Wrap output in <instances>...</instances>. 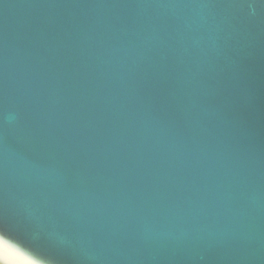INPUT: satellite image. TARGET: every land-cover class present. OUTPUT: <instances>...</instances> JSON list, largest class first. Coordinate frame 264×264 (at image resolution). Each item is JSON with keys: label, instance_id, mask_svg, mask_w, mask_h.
I'll return each mask as SVG.
<instances>
[{"label": "water", "instance_id": "obj_1", "mask_svg": "<svg viewBox=\"0 0 264 264\" xmlns=\"http://www.w3.org/2000/svg\"><path fill=\"white\" fill-rule=\"evenodd\" d=\"M0 235L264 264V0H0Z\"/></svg>", "mask_w": 264, "mask_h": 264}, {"label": "snow or ice", "instance_id": "obj_2", "mask_svg": "<svg viewBox=\"0 0 264 264\" xmlns=\"http://www.w3.org/2000/svg\"><path fill=\"white\" fill-rule=\"evenodd\" d=\"M0 264H37L0 235Z\"/></svg>", "mask_w": 264, "mask_h": 264}]
</instances>
